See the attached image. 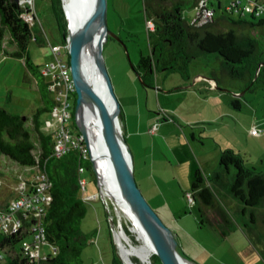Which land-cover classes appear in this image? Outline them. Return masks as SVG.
I'll return each mask as SVG.
<instances>
[{"label": "rangeland", "instance_id": "374dc122", "mask_svg": "<svg viewBox=\"0 0 264 264\" xmlns=\"http://www.w3.org/2000/svg\"><path fill=\"white\" fill-rule=\"evenodd\" d=\"M221 1L222 7L225 10V7H230L236 0ZM238 1L243 5H254L256 0ZM259 1L264 6V0ZM145 2L146 0H108L109 29L120 39L115 40L110 38L103 48V57L120 105V98L124 96L127 100L130 114H136L133 117L130 116L133 127H143V132L147 133L142 143L144 148L148 147L149 153L153 151L156 159H162L158 162V165L162 164V168L156 166V173L154 175L152 173L148 174L152 177L148 183L151 186L155 185L153 192L160 195L159 198L153 201L143 193L147 197V200L151 201L149 203L161 216L164 223L174 233L179 235L178 240L185 254L198 264H264V255L261 252L260 245H255L251 241L254 238L253 232H246L247 228H249L246 226L249 215L243 214L238 206L226 204V202L225 205H222L224 209L231 212L234 220L233 228L226 234H222L220 231L222 224L217 223L220 225L219 229H217L214 216H211V214L202 215L198 206L193 205L192 202H188V206L180 210H174L172 205H170L172 199L175 197L172 191L176 192L179 188L180 178H178L174 170L175 167L172 164L168 166L166 162L164 163L167 156L164 154V149L161 147L159 139H157L156 132L153 133L151 129L154 125H157L158 129L161 124L171 123L172 126L168 127L169 130L173 129V127L186 130L188 127L192 128L190 122H196L195 120H199L200 118H205V120L214 119L215 115L212 112L208 113L204 110H202V113H195V111L190 110L189 104L192 103L190 92H187V94H184L186 92L166 94L157 89L162 84H166L168 87L172 86L171 88H173L178 86L176 84L184 82L182 73L179 71L157 73V88L150 89L143 86L134 67L137 66L141 54H151L150 44L155 40L154 37L150 38L149 36L148 23L150 17L147 15L150 14L146 12ZM35 9L38 14V23L33 26V30L37 36V40L33 39L31 41L29 52L32 63L40 67L48 62V60L54 59L50 45L64 44L65 39L53 9V0H35ZM198 12V5H186L183 15L185 18L188 15L190 19H193ZM220 12L221 10H218V13ZM246 15L247 18H250V14ZM66 23L68 26L67 18ZM263 30L259 28L257 36H254L260 39L264 46ZM6 44L7 41H5ZM62 51L63 56L68 61L70 58L69 54H67L65 48ZM207 61L209 62L210 71L219 70L220 72L221 63L217 59V55L208 54L194 60L190 64L188 73H198V71H195V66L200 68L202 62L207 63ZM203 69L206 70V68ZM133 80L136 81L140 94L137 93ZM228 80L232 83L229 82V86L222 89L231 92L233 95V97H230L231 105L229 106L230 115L228 121H225L223 126L216 123V121L212 123H208L207 121L202 124L201 128L207 134L220 135L218 137L222 140L220 141L221 143L226 146H233L237 152L244 154L249 167L256 168L258 171H264V163L262 162L264 159V139L261 138V144H256V141L258 142L260 139L258 138L257 140V137H253L252 134L255 128L262 131L261 135L264 132V87L260 86V84L262 85L260 82L255 91H248L244 87L243 81ZM164 90L166 91L167 89ZM243 92L245 94L239 96L242 108H235L232 101L237 98H234V96H238ZM50 95L53 97L52 94ZM180 96L183 99L179 100L178 97ZM40 99L41 92L37 87L35 78L27 70L25 61L16 57L0 56V108H4L18 116L32 118V115L43 104V102L41 104ZM184 101L185 103L181 105ZM148 118L155 119L150 131H147L148 127H150L148 125ZM41 119L46 122L52 119V117L50 113H46ZM73 122L72 120V127L74 126ZM28 128L32 131L34 140L36 141L31 121L28 122ZM222 134L223 136H221ZM250 135L254 139H250ZM155 141V146H151L150 142ZM207 142L213 145L212 148L215 149L216 141L213 136L210 140L207 139ZM127 144L130 146L129 142ZM3 159V155L0 152V175H6ZM102 163L103 161L98 162L100 176H102L100 173ZM21 172L33 174L35 169H32V172L25 170ZM82 177L86 180V186L82 188L80 196L85 201L87 209V213L80 223L82 235L85 239L82 254L83 264H127L120 251L121 246L118 240V232L126 230L127 232H125L129 236L130 241L134 245H140L141 243L133 230V221H130L131 219L118 207L116 200L107 193L104 185L102 190L98 174L94 169L92 171L86 170L82 174ZM135 177L141 190H145L139 173L137 175L135 173ZM183 180L185 179L183 178ZM166 182L170 183L169 188L171 189H163L158 186V183L164 184ZM13 183L18 184L14 178ZM7 187V183L0 185V201H5L6 193L8 192ZM16 192L18 191L16 190ZM157 203L161 204V206ZM28 240H31V237H28ZM17 248L21 250V243L17 244ZM40 248L43 254H55V249L49 244L44 243ZM248 248L251 249L250 253H246ZM153 256L151 260L152 264H154ZM137 259L134 257V262L141 264L140 260Z\"/></svg>", "mask_w": 264, "mask_h": 264}, {"label": "trees", "instance_id": "16d2710c", "mask_svg": "<svg viewBox=\"0 0 264 264\" xmlns=\"http://www.w3.org/2000/svg\"><path fill=\"white\" fill-rule=\"evenodd\" d=\"M145 5L146 12L150 14L147 16L155 24L152 31L148 30L149 36L156 41L151 54H141L135 66V72L145 88H155L156 71H179L184 75L194 60L208 54L217 55L223 77L243 81L248 91H255L260 82V86L264 87V65L257 75L258 68L264 63V46L254 36L259 28L263 30L264 14H250V18H247V15L236 13L233 8H226L216 16L217 10L212 8L214 14L211 20L199 24L194 22L196 18L190 22L184 17L183 2L153 0L151 3L145 2ZM53 9L65 38L68 29L62 1L53 0ZM28 10L27 5L22 6L15 0H0V56L25 61L27 70L36 80L44 106L32 118L0 108V152L22 170L46 171L52 182V201L42 217L31 218L30 213L23 215L24 226L20 232L11 235L0 233L4 236L0 248H14L21 243L22 254H18L10 264H83L85 239L80 223L87 209L80 196L83 188L80 168L92 171L93 164L90 156L85 157L80 149H74L62 158L53 155L55 138L53 134L46 133L41 117L51 113L56 102L42 73L43 65L35 66L31 61L29 45L36 35L33 26L24 19ZM213 78L218 86L223 85L221 79ZM76 99L75 93L73 130L80 133L75 122ZM232 103L235 108L241 106L237 99ZM29 121L32 122L36 141L28 128ZM247 162L244 154L232 149L223 150L219 167L211 178L205 180L200 172L196 173L190 194L202 215L211 214L216 222L222 224L223 234L233 228L234 220L231 212L220 204L219 196L237 201L240 211L249 215L246 232H253L251 241L260 245L264 255V171L249 167ZM37 225L43 228L46 243L55 249L54 255L50 254L40 261L31 259L23 248V242L29 241L28 237H34ZM153 260L154 264H163L157 255L153 256Z\"/></svg>", "mask_w": 264, "mask_h": 264}, {"label": "water", "instance_id": "95a60500", "mask_svg": "<svg viewBox=\"0 0 264 264\" xmlns=\"http://www.w3.org/2000/svg\"><path fill=\"white\" fill-rule=\"evenodd\" d=\"M15 1L19 3L21 0ZM62 2L68 22V34L64 39L69 45L70 69L77 94L75 122L88 145L93 169L98 174L102 190L104 184L99 175L98 162L105 159L111 165L125 200L147 233L154 255L163 264H198L185 254L177 234L164 223L136 181L133 153L122 128H119L121 106L103 57V48L109 39H120L109 29L108 0H91L90 16L80 24L76 32L71 30L65 0ZM263 65L264 63L258 68L257 75ZM88 68H92L103 82L104 89L101 93L96 85L90 83ZM208 79L214 81L219 89H223L218 86L216 79ZM244 94L245 92L239 96ZM91 122L96 123L94 131L91 129ZM100 142H105L102 150Z\"/></svg>", "mask_w": 264, "mask_h": 264}, {"label": "crops", "instance_id": "0c3cea01", "mask_svg": "<svg viewBox=\"0 0 264 264\" xmlns=\"http://www.w3.org/2000/svg\"><path fill=\"white\" fill-rule=\"evenodd\" d=\"M199 0H172L173 3L176 2H183L185 7L186 5H198ZM146 2H153V0H146ZM209 2V7L214 8L217 10V15L219 16L221 12H224V9L222 7V1L221 0H208ZM255 3H260L258 0L255 1ZM146 6V5H145ZM227 7H225L226 9ZM218 10H221L220 13H218ZM223 10V11H222ZM199 14V12H198ZM198 14L193 18L190 19L188 15H186V19L188 21H193L195 18H197ZM150 21L152 19L150 18ZM264 31V30H263ZM262 31V32H263ZM258 32L255 33L254 35L257 36ZM264 34V33H263ZM37 40V36L36 39ZM156 44V41H152L150 44V49L154 48ZM51 61V60H48ZM203 68H206L204 70ZM195 71H198V73L192 74L186 73L182 74L184 78V82L181 84H176L178 86H175L171 88L172 86L162 84L157 88L156 84V74L157 73H166V71H156L155 74V88H157L159 91H163L166 94H176L179 92H186L184 94H187V92L190 94V99L192 100V103L189 104L190 110L195 111V113H202V110L207 111L208 113H213L215 115L214 119H208L205 120V118H200L199 120H195L196 122H190V125L192 128L188 127L186 130H180L178 128L171 129L169 130L168 127L172 126L171 123H164L161 124L157 131V139H159V142L161 144V147L164 149V154L167 156L165 158L164 163L166 162L168 166L171 164L175 167L174 170L176 171V174L178 175L179 179V188L177 189L176 192L172 193L174 194V199H172L171 204L174 210H180L185 206H188V202H192L193 205L197 206V203L194 201H189V194L191 193L192 190V183L194 180V177L197 172H200V174L204 177L205 180H208L211 178L212 174L218 169L219 163H220V156L223 150L226 149H232L234 151L235 148L230 145H225L221 143L222 141L218 136L220 135H213V134H207L202 130L201 128L202 124L207 122L212 123L213 121H216L218 124H222V126L225 124V121H228V117L230 115V108L229 106L231 105V98L233 95L231 92L219 89L214 81L209 80L208 78H213V76L218 77L219 79L222 80V86L221 88H227L229 86V82L232 83L231 81L228 80V78H225L221 75L219 70H209V62L203 63L200 65V68L195 66ZM212 75V76H211ZM207 77V78H206ZM134 84L136 85V81H134ZM167 87V88H166ZM177 87V88H176ZM137 93L140 94V89L137 87ZM164 89H167L166 91ZM234 92V91H233ZM237 92V91H235ZM124 97V96H123ZM121 96L120 101H121V114H120V124L121 128L124 134V137L127 142L130 143V148L133 152V157H134V172L136 175L139 173L140 179L143 181V186L145 187V190L143 192L149 199H152L155 201L157 198H159L160 195H157L156 192H153L154 186L148 183L150 181L149 179H152L148 174L152 173L153 175L156 173V166L159 168H162V164L158 165L159 160L162 159H156L155 154L152 152L149 153L148 147L144 148L143 146V140L144 137L146 136V132H143V127H138L132 125L130 116L133 117L135 116L134 114L131 115L129 112V107L126 98H123ZM150 97V95H148ZM237 98L239 100V95L234 96V98ZM179 100L183 99L182 96L178 97ZM123 99V100H122ZM41 100V99H40ZM188 100V99H184ZM240 101V100H239ZM185 103L182 102L181 105ZM241 103V102H240ZM42 104V100H41ZM43 106L40 105V108ZM185 108V107H182ZM242 108V105L240 106L239 109ZM177 111V110H176ZM178 112V111H177ZM179 114V113H178ZM180 115V114H179ZM148 118V127L147 131H150V128L152 127L153 123L155 122V119ZM221 121V122H220ZM193 123V124H192ZM147 125V126H148ZM255 128V127H253ZM257 129V128H256ZM45 130V128H44ZM152 130V129H151ZM46 131V130H45ZM46 133H49L46 131ZM216 133V132H215ZM214 137L216 141V147L213 149V145L208 144L207 139L210 140L212 136ZM223 136V134L221 135ZM255 135H253L254 137ZM263 136V137H261ZM251 135L249 136L250 139H254ZM260 140L258 142L256 141V144H261V138L264 139V132L263 135L260 136H255ZM151 146L156 144L155 142H150ZM213 144V143H212ZM237 152V151H236ZM240 153V152H239ZM242 154V153H241ZM3 162H4V167L6 170V175H0L2 177V184L7 183L8 187L7 193H6V199L5 201H0V209H5L10 201L16 197L19 196L20 193V185L21 182L19 180V174L21 173V169L17 167V165H13L4 155H3ZM264 163V159L262 160ZM18 170V173H17ZM161 170V169H159ZM26 178V180H30L33 176L32 173H23ZM147 174V176H146ZM13 178L15 181L18 182V184L13 183ZM183 178L185 180H183ZM169 182H166L164 184H159L158 186L163 189H171L169 188L170 186ZM16 190L18 192H16ZM30 191H25V193H29ZM146 197V198H147ZM148 199V201H150ZM231 199V200H230ZM151 202V201H150ZM219 202L221 205L226 204H232L233 206H238L237 201L233 200L230 197H223L222 195L219 196ZM159 206L161 204L157 203ZM160 209H163L162 207H159ZM215 223V222H214ZM216 222V228L219 229V224ZM221 231V230H220ZM222 233V232H221ZM223 234V233H222ZM178 238L179 235L177 234ZM4 239L3 235H0V244L2 240ZM32 240V237H31ZM29 240V241H31ZM251 249H247L246 253H250ZM0 253L4 255V258L0 260V264H10V262L16 258L18 254H22V251L19 250L17 247H5V248H0ZM41 253L43 255L42 249Z\"/></svg>", "mask_w": 264, "mask_h": 264}, {"label": "built area", "instance_id": "2783aa9c", "mask_svg": "<svg viewBox=\"0 0 264 264\" xmlns=\"http://www.w3.org/2000/svg\"><path fill=\"white\" fill-rule=\"evenodd\" d=\"M22 6L27 5L29 10L24 14V19L32 26L38 23V14L35 9V0H22ZM208 0H199V14L194 22L203 24L213 17L214 11L208 6ZM231 8L243 15L255 14L261 16L264 14V6L261 3H254V5H243L236 0L228 10ZM155 24L152 21L148 23V30H153ZM52 54L54 59L46 62L43 65L42 73L47 78L49 88L53 93L55 99V107L50 113L52 119L45 122V130L54 135L55 143L53 148V155L56 158H62L74 149H80L85 157L90 156L88 145L84 137L73 130L71 122L73 120L74 94L76 88L72 79L69 60L66 61L63 56V48L69 54L68 44H51ZM153 133L157 131V125H154L151 130ZM252 134L260 136L262 131L254 129ZM34 170V169H33ZM25 171L32 172V169H25ZM19 175L20 193L19 196L12 199L5 209H0V233L5 235L16 234L23 229V215L30 213L31 218L42 217L47 212V209L52 201L51 188L52 182L44 170H35L30 180H26L25 175ZM81 175L85 173L84 168H80ZM26 174V173H25ZM2 184V177L0 176V185ZM81 186H86V180L83 178L80 181ZM31 189V190H30ZM25 191H31L25 193ZM189 200L193 201L191 194ZM194 202V201H193ZM34 237L31 241H24L23 248L31 259L40 261L46 259L49 254L41 253V245L46 243L45 232L42 227L36 226L34 229ZM47 244V243H46ZM4 255L0 253V259Z\"/></svg>", "mask_w": 264, "mask_h": 264}, {"label": "bare ground", "instance_id": "6f19581e", "mask_svg": "<svg viewBox=\"0 0 264 264\" xmlns=\"http://www.w3.org/2000/svg\"><path fill=\"white\" fill-rule=\"evenodd\" d=\"M21 1L19 3H21ZM65 5L67 7V12L69 14L68 17L70 21L71 30L73 32H76L80 24L90 16L91 10L89 8L90 6H92V2L91 0H65ZM64 43L68 44L66 40ZM98 52L100 53V50ZM87 75L90 83L96 85L101 93L102 89H104V84L99 79L97 74L94 73L92 68L87 69ZM96 127H97L96 123L91 122V129L93 131L96 130ZM119 128L121 129V124ZM104 143L105 142H100L101 146L99 147L101 148V150L105 147ZM100 161H103L102 166L100 167V173L102 175V181L103 183H105L104 186L107 189V193H109V195H111V197L116 200L118 207H120L123 210V212H125V214L131 219L130 221H133L132 223L134 225L133 228L134 233L137 235V238L141 243L140 245H134L130 241V238L126 233L127 232L126 230H125L126 232L124 230L118 232V240L121 246L120 251L122 252L120 253L123 254L122 257L125 258L127 264H136L133 260L134 257L138 258L141 264H152L151 260H152V256L154 255V248L147 233L145 232L144 228L142 227L139 220L137 219V217L134 215L131 208L129 207V204L125 200L124 195L117 184V181L114 176V172L111 168V165L109 164V161L105 159Z\"/></svg>", "mask_w": 264, "mask_h": 264}]
</instances>
